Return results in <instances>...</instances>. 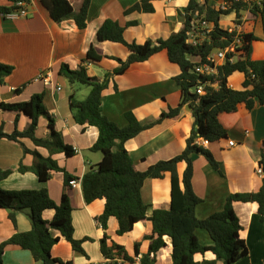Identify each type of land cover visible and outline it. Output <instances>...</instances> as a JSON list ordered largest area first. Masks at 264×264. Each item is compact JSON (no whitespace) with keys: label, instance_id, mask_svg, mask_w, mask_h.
<instances>
[{"label":"crops","instance_id":"crops-1","mask_svg":"<svg viewBox=\"0 0 264 264\" xmlns=\"http://www.w3.org/2000/svg\"><path fill=\"white\" fill-rule=\"evenodd\" d=\"M74 10H78L82 0H69ZM139 0H91L87 11L86 26L77 27L73 19L55 22L41 0H29L28 15L21 18H6L0 13V63L13 67L12 73L0 84V103H19L30 99L34 94L42 95V103L53 118L54 129L65 144L77 148L72 156L66 157L62 152L52 157L58 165L79 181L76 187L66 188L62 172H52L50 178L42 182L31 171L20 172L17 169L21 161L30 166L33 157L24 153L19 143L0 138V170L10 173L0 180V188L6 190H26L45 188L49 197L59 203L63 192L71 196L73 210L71 214L73 237L82 240L83 253L72 249L70 243L58 230H51L59 240L51 250V256L69 262V264H105L108 260L100 249V240L106 235V243H116L124 247L126 253L133 257L132 262L123 264H140L135 256L134 246L139 242V254L146 253L149 240L143 238L151 233L152 224L149 217L157 208H168L171 199V177L166 172L163 178H146L140 194L147 205L144 221L136 222L132 229L122 235L117 233L118 221L114 216L108 217L103 228L97 217L103 212L105 200L102 198L86 202L82 190V177L100 162L102 154L91 147L98 137L95 126L78 124L74 121L69 107V95L77 100L83 99L90 87L84 84H70L59 75L62 63L70 68H86L89 76L102 79L106 72L119 66L117 60H125L129 50L118 42L98 41L96 30L105 19L117 21L124 27L123 37L127 42L144 43L146 40L165 39L182 27L183 19L179 10L188 0H152V12L124 11ZM209 6L219 8L225 0H199ZM254 1V0H252ZM259 2V0H255ZM0 0V6L6 5ZM220 18L223 28L231 25L235 18L241 23L245 33H253L258 39L252 41V59L264 58V26L259 14L248 9L240 10L238 16L231 12L226 17V24ZM134 22V23H131ZM228 23V24H227ZM93 45L100 53L106 55L100 60L86 58L88 48ZM194 62L198 58H192ZM180 73L177 64L168 60L165 50H161L147 60L134 62L121 74L109 79L102 91V114L119 127L126 126L125 112L131 111L142 121L156 120L162 111L174 108L181 98L179 86L174 77ZM244 74L234 71L227 78V84L233 89H242ZM114 86L117 87L115 90ZM17 117V121H15ZM220 123L226 128V137L208 143L214 158L220 163L222 174L214 170L201 154H193L192 189L201 199L195 207V215L204 219L223 210L226 198L231 193L257 191L261 185L262 175L256 172L260 159L261 143L264 139V106L256 102L252 109L240 103L234 112H222L218 115ZM30 123V118L23 113L4 110L0 107V130L12 133L15 129L23 131ZM193 128V117L187 104L183 105L178 118H165L161 122L142 130L136 136L126 140L124 147L128 151L134 167L144 171L159 160H165L181 153L185 140ZM50 134L48 119L38 118L35 135L47 138ZM232 141L234 144L229 145ZM28 149H36L41 155L49 152L33 144L29 138H20ZM186 167L184 161L178 162L176 171L181 179ZM233 209L242 226L239 235L244 239L247 255L235 264H264V218L257 213L255 202H234ZM53 209H44L42 218L50 220ZM28 210L16 213L14 225L8 211L0 207V243L14 232H26L30 229ZM195 234L203 245L212 244L205 229H196ZM166 245L156 253L155 264H172L171 240L164 236ZM214 259L211 251L197 253L195 261ZM3 264H42L32 257L28 250L15 245H7L3 250ZM119 260V259H118ZM117 262H120L117 261ZM215 264H223L216 261Z\"/></svg>","mask_w":264,"mask_h":264},{"label":"trees","instance_id":"trees-1","mask_svg":"<svg viewBox=\"0 0 264 264\" xmlns=\"http://www.w3.org/2000/svg\"><path fill=\"white\" fill-rule=\"evenodd\" d=\"M6 5L0 6L2 15L18 8L17 2L21 0H5ZM29 2V0H26ZM91 0H82L78 10H74L69 0H41L48 10L50 17L55 22L65 19H73L77 27L83 29L86 26V17ZM152 0H139L124 13L133 11L152 12ZM231 2L226 9L209 6L199 0H188L187 4L179 10L183 19L182 27L171 33L165 39H148L144 43L127 42L123 37L124 27L117 21L105 19L96 30L98 41H112L124 45L129 50L125 60L110 56L118 61L119 66L110 72H106L102 79L87 74L86 68L79 66L70 68L62 63L59 75L66 78L70 84H84L90 87L87 95L77 100L73 94L69 95V107L74 121L78 124L95 126L98 137L92 150L99 151L102 158L95 168L88 170L82 177V190L84 200L91 202L102 198L105 200L104 210L97 217L103 228H106L108 217L114 216L118 221L117 233L122 235L130 231L136 222L144 221L147 205L141 198L140 190L146 178H163L166 172L171 177V199L168 208H157L149 217L152 231L143 236L149 240L146 253L139 254V242L135 243V256H139L140 264H155L156 253L166 245L164 236L171 240L172 264H215L221 261L223 264H235L240 258L247 255L248 251L244 239L239 235L242 228L233 209L234 202H255L257 213L264 218V139L261 143L260 159L258 166L262 168L261 185L257 191L236 192L227 196L222 211L199 219L195 215V207L201 199L192 189V155L201 154L210 166L222 174L220 163L214 158L212 152L198 144V137L214 142L226 137V128L220 123L218 115L222 112H234L240 103L247 109H252L258 102L264 106V58L252 59V41L258 38L251 32L242 35L243 55L233 62L227 59L217 67L214 76L198 75L193 72L194 61L200 62L216 49L225 48L234 38V32L220 26L219 21L223 15L235 12L238 16L240 10L248 9L253 14H259L264 26V0L259 2L243 0H225ZM198 19L213 23L210 32V40L202 45L193 46L187 42L188 32ZM134 23V22H131ZM165 50L168 60L180 68V73L174 77L179 86L181 98L178 105L162 111L154 121L142 122L131 111L125 112L126 126L119 127L102 114V91L107 87L109 79L115 74L123 73L130 64L147 60L153 54ZM228 56V55H227ZM106 55L100 53L93 45L87 52L86 58L100 60ZM13 67L0 63V84L12 73ZM240 71L244 74L243 88L233 89L228 86L227 78L232 72ZM198 84H205L204 94L195 93L194 88ZM115 90L117 87L114 86ZM187 104L193 117V128L185 140L183 151L172 158L159 160L150 165L146 170L140 171L134 167L132 159L124 147L126 140L136 136L154 124L165 118H178L183 105ZM4 110L23 113L30 118V123L23 131L15 129L12 133L0 130V138H7L20 144L24 153L33 157L32 164L25 166L20 161L17 169L20 172L31 171L40 181L50 178L52 172H62L66 188L70 190L69 181L73 178L66 170L61 168L52 157L53 154L62 152L66 157L74 154L73 149L65 144L61 135L54 129V121L42 103V95L34 94L28 101L19 103H0ZM44 116L48 119L50 134L47 138H39L35 135L38 118ZM17 121V117L15 119ZM20 138H29L35 146L48 150L49 155L43 156L36 149H28ZM184 161L186 167L181 179L176 171L178 162ZM10 170H0V180L6 177ZM63 192L59 203H55L48 195L45 188L26 190H6L0 188V207L8 211L12 223L16 224V213L28 210L30 229L26 232H14L8 239L0 243V264H3V250L7 245H15L28 250L35 261L42 264H62L59 259L51 256L52 246L58 242L59 237L54 236L51 230H58L76 252L83 253L82 240L73 237L71 196ZM44 209H53L54 214L50 220L42 218ZM205 229L212 241L206 246L199 242L195 230ZM106 235L100 240V249L107 258L105 264H123L132 262L123 246L111 243L107 245ZM211 251L214 259L211 261H195L194 255ZM118 256L120 262L115 260ZM69 264V262H67Z\"/></svg>","mask_w":264,"mask_h":264},{"label":"built area","instance_id":"built-area-1","mask_svg":"<svg viewBox=\"0 0 264 264\" xmlns=\"http://www.w3.org/2000/svg\"><path fill=\"white\" fill-rule=\"evenodd\" d=\"M243 1L249 3L251 0ZM16 5L18 6V8L4 14V17L21 18L26 17L28 15V1L21 0L17 2ZM230 5L231 2L224 1L219 6V8L226 9L230 7ZM212 29L213 23L207 22L203 19H198L188 32L187 42L193 46L204 44L206 41L210 40V32L212 31ZM227 31L235 33L233 40L225 48L216 49L213 52L209 53L204 61L200 62L198 60L197 62H195L192 68L194 73L204 76H214L217 74V67L221 65L226 59L229 62H233L236 58H239L241 57V55H243L242 46L244 43L242 41V35L245 32H243L241 28L240 20L238 18H235L234 21L231 22V25L227 27ZM204 86L205 84H198L194 88L195 93L199 95L204 94ZM196 142L202 146H206L209 143L208 140L201 137H198L196 139ZM233 144L234 143L232 141L229 142V145ZM73 151L78 152V149L73 148ZM256 172L262 175V168L260 166H257ZM69 184L71 187H76L79 184V181L77 179H71L69 181ZM115 260L119 261L117 255L115 256ZM62 264L68 263L64 262Z\"/></svg>","mask_w":264,"mask_h":264},{"label":"rangeland","instance_id":"rangeland-1","mask_svg":"<svg viewBox=\"0 0 264 264\" xmlns=\"http://www.w3.org/2000/svg\"><path fill=\"white\" fill-rule=\"evenodd\" d=\"M228 18L226 17V15L223 17V19H222V21L226 24V20H227ZM231 23V22H230ZM228 24V23H227Z\"/></svg>","mask_w":264,"mask_h":264}]
</instances>
